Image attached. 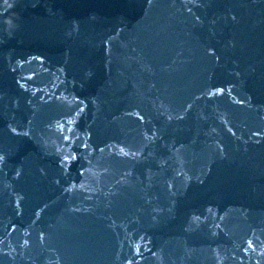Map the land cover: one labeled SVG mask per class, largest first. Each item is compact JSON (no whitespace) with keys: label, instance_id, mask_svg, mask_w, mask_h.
Wrapping results in <instances>:
<instances>
[{"label":"water","instance_id":"water-1","mask_svg":"<svg viewBox=\"0 0 264 264\" xmlns=\"http://www.w3.org/2000/svg\"><path fill=\"white\" fill-rule=\"evenodd\" d=\"M0 264H264V0H0Z\"/></svg>","mask_w":264,"mask_h":264},{"label":"clouds","instance_id":"clouds-1","mask_svg":"<svg viewBox=\"0 0 264 264\" xmlns=\"http://www.w3.org/2000/svg\"><path fill=\"white\" fill-rule=\"evenodd\" d=\"M5 23H8V24H10L11 23V20H10V18H5Z\"/></svg>","mask_w":264,"mask_h":264}]
</instances>
